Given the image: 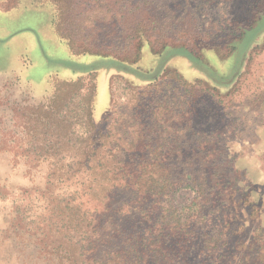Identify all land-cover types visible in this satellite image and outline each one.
<instances>
[{"label": "rangeland", "instance_id": "obj_1", "mask_svg": "<svg viewBox=\"0 0 264 264\" xmlns=\"http://www.w3.org/2000/svg\"><path fill=\"white\" fill-rule=\"evenodd\" d=\"M25 2L0 17V264H80L158 207L185 217L171 224V261L207 264L199 228L226 221L221 253L237 264L236 227L245 243L264 231V0H70L65 35L137 43L136 63L73 54L54 5ZM124 171L155 176L164 196L134 202L114 182ZM66 207L86 214L83 228L64 225ZM211 207L223 210L214 222Z\"/></svg>", "mask_w": 264, "mask_h": 264}, {"label": "trees", "instance_id": "obj_2", "mask_svg": "<svg viewBox=\"0 0 264 264\" xmlns=\"http://www.w3.org/2000/svg\"><path fill=\"white\" fill-rule=\"evenodd\" d=\"M48 2L52 3L55 7V16L52 20L55 33L61 40L66 41L65 43L73 54L98 56L99 59H107L113 62L124 61L136 63L140 59V45L137 43H134L130 51L127 52L121 47L105 48L106 46L104 47L103 45L86 44L84 41L78 43L77 40H73L68 33L65 35L61 31L63 30L61 29V25L63 26L65 24L66 19L71 25L76 23L77 10L71 7L70 0H48ZM136 34L128 35L127 38L132 42L137 38ZM150 45L151 51L153 50L154 52L151 43ZM178 54L189 58L186 54ZM99 65L96 64L94 71L101 67ZM171 76L184 85L188 82L182 76L177 75L175 71H173ZM73 84L71 81H65L60 87H69ZM139 162L135 163V165L139 166ZM119 171L123 170L121 169ZM158 179L159 177H157ZM114 182H117V187L124 188V191H127L130 197L135 199L134 202L140 205L147 200H152L153 204L154 200L159 202L160 198L165 194L164 190H157V188L155 189L153 187L156 184L155 176L153 175H141L136 172L124 171L115 176ZM229 201L227 204L229 205V210L231 213H234L237 207L232 204L231 200ZM212 208L205 213L204 218L214 222L219 217L218 215L223 213V210L220 207ZM66 209H68V212L65 213V218H63L64 225L76 222L78 228H83L87 220L86 214L81 213L75 207H66ZM157 209L156 215H154L155 218L150 217L149 213L143 215L139 226L131 232L126 233L120 246L111 249L110 242L102 240L100 248L98 250L94 249L80 264H186L183 261H171L175 253V248L171 241L173 234L171 224L176 223V226L178 225L180 227V220L184 215L182 213L177 214V212H171L170 207H158ZM142 214H144V211ZM220 223L222 228L218 232L215 230L214 225L212 227L207 225L205 228L204 224L203 227L199 228L201 234L197 244H201L202 249L206 252L207 264H229V261L225 259L221 251L227 245V237L223 236L226 231L229 232L232 226L230 222L222 221ZM189 227L191 229L190 231ZM181 230L193 237L192 242L195 241L194 229L190 225L182 226ZM235 230L238 239L235 241L232 251L235 250L236 253L240 254L237 264H264V231L258 227L252 232L247 243H245L243 241L245 235L242 234L243 227L237 226ZM214 232H217V234H214ZM109 250H113L114 252L110 254L107 252ZM182 254L184 255V251L181 252ZM131 261L134 263H131ZM197 263L202 264L200 261Z\"/></svg>", "mask_w": 264, "mask_h": 264}, {"label": "crops", "instance_id": "obj_3", "mask_svg": "<svg viewBox=\"0 0 264 264\" xmlns=\"http://www.w3.org/2000/svg\"><path fill=\"white\" fill-rule=\"evenodd\" d=\"M0 1H2V0H0ZM26 0H24V2H25ZM17 5L16 6H14L13 8H11V10H8V11H1L0 10V17H5V18H10L11 17V15L13 14V15H15V12H16V9H20L21 7H19V4H20V2H21V0H17ZM26 3V2H25ZM27 5V4H26ZM29 5V4H28ZM22 10V13H24V9H21ZM179 58H182V57H178V58H176V62L175 63H178L179 62ZM177 66V65H176ZM174 67V69L175 70H177L179 73L181 72L180 70H179V68H177V67ZM181 74V73H180ZM182 75V74H181Z\"/></svg>", "mask_w": 264, "mask_h": 264}]
</instances>
